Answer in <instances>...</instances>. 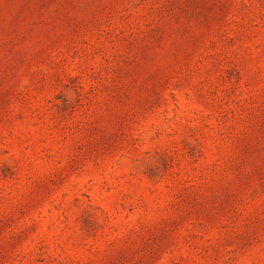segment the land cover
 I'll list each match as a JSON object with an SVG mask.
<instances>
[{
  "label": "rangeland",
  "instance_id": "1",
  "mask_svg": "<svg viewBox=\"0 0 264 264\" xmlns=\"http://www.w3.org/2000/svg\"><path fill=\"white\" fill-rule=\"evenodd\" d=\"M0 264H264V0H0Z\"/></svg>",
  "mask_w": 264,
  "mask_h": 264
},
{
  "label": "clouds",
  "instance_id": "2",
  "mask_svg": "<svg viewBox=\"0 0 264 264\" xmlns=\"http://www.w3.org/2000/svg\"><path fill=\"white\" fill-rule=\"evenodd\" d=\"M75 98V94H73V99ZM150 134V133H149Z\"/></svg>",
  "mask_w": 264,
  "mask_h": 264
}]
</instances>
